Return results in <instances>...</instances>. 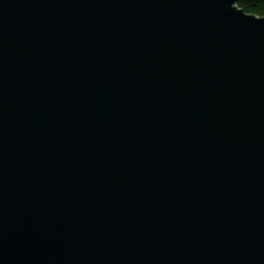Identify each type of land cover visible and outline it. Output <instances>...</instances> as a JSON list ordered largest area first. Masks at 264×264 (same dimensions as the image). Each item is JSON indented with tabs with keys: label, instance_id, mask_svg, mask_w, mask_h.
<instances>
[{
	"label": "water",
	"instance_id": "obj_1",
	"mask_svg": "<svg viewBox=\"0 0 264 264\" xmlns=\"http://www.w3.org/2000/svg\"><path fill=\"white\" fill-rule=\"evenodd\" d=\"M238 1L0 0V264H264Z\"/></svg>",
	"mask_w": 264,
	"mask_h": 264
},
{
	"label": "trees",
	"instance_id": "obj_2",
	"mask_svg": "<svg viewBox=\"0 0 264 264\" xmlns=\"http://www.w3.org/2000/svg\"><path fill=\"white\" fill-rule=\"evenodd\" d=\"M237 5L247 14L264 17V0H239Z\"/></svg>",
	"mask_w": 264,
	"mask_h": 264
}]
</instances>
